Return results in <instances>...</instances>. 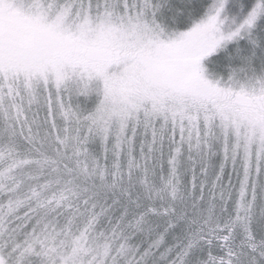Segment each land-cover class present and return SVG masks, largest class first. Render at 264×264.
<instances>
[{
  "label": "snow or ice",
  "instance_id": "6c2138e0",
  "mask_svg": "<svg viewBox=\"0 0 264 264\" xmlns=\"http://www.w3.org/2000/svg\"><path fill=\"white\" fill-rule=\"evenodd\" d=\"M0 264H264V0H0Z\"/></svg>",
  "mask_w": 264,
  "mask_h": 264
}]
</instances>
